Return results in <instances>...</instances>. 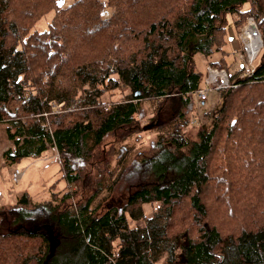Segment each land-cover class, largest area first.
Segmentation results:
<instances>
[{"label": "trees", "instance_id": "obj_1", "mask_svg": "<svg viewBox=\"0 0 264 264\" xmlns=\"http://www.w3.org/2000/svg\"><path fill=\"white\" fill-rule=\"evenodd\" d=\"M58 1L0 0V124L12 143L4 161L54 148L73 187L0 207V264H176L178 254L184 264H264V0ZM49 13L47 30L31 33ZM228 16L237 36L249 19L260 36L244 79L224 50ZM207 67L225 70L230 87L191 138ZM113 92L128 95L106 107ZM146 101L155 117L141 125ZM158 127L169 131L127 171L153 177L102 211L105 184L113 193L123 182L111 177V144Z\"/></svg>", "mask_w": 264, "mask_h": 264}, {"label": "rangeland", "instance_id": "obj_2", "mask_svg": "<svg viewBox=\"0 0 264 264\" xmlns=\"http://www.w3.org/2000/svg\"><path fill=\"white\" fill-rule=\"evenodd\" d=\"M73 0H59L57 2V6L60 8L66 7ZM53 14L49 13L41 19H38L36 23L33 25V28L30 32H43L47 30L48 24L52 18ZM235 17L228 16L225 39L226 46L224 48L230 56H228L227 61L229 63L232 62L231 73L233 74L235 71L239 70L240 66L244 65L245 56L243 50L240 49V33L237 34L234 31L233 23ZM253 22L251 19H249ZM254 23V22H253ZM246 26L244 27L243 34L245 33ZM239 50V51H238ZM242 56V57H241ZM194 63L196 69L203 73L206 67L207 59H205L202 55L197 54L194 57ZM207 79V78H206ZM205 79V81H206ZM204 81V83H205ZM128 95L127 92H116L112 94V96L107 95L106 101L108 102L106 107L112 102H120L123 98ZM198 98L196 96V108L189 115V125L187 127V134L193 138L196 130L198 128L208 129L210 127L212 112L215 111L220 104V93L215 92L213 90H209L207 100L199 105ZM155 106L150 102L142 103L141 109L144 114L142 119L139 121L141 125L147 123L149 119L155 117L153 113L155 112ZM159 121V120H158ZM162 120H160V124ZM143 123V124H142ZM157 124V123H156ZM6 124H0V207L5 205H12L17 202V200L22 196L23 193L27 192L34 203H41L44 201H48L51 198L52 193H58L59 195L63 194L65 191L69 189H73V187H68L67 184L63 180V172L61 170V164L59 161V156L54 148H49L46 152L42 154V156L37 159H23L20 163L16 165H7L3 158V152L12 147V143L7 139L5 134ZM169 131V128H151L144 132H137L132 135L125 137V140L122 143L111 144L116 148V155H110V166L112 167V175L113 179L117 177H121L123 182L119 185V188L115 190V192H110L109 190V182L105 184L102 191L99 193L98 198L96 199V204L100 203L102 206V211L107 207L117 206L121 207L122 203L129 190L133 187H140L144 184H148V179L153 177L151 173H146L144 169L140 168L137 171L131 170L130 166L133 161H138L141 158H144L148 155L149 150L153 146V143L158 139L160 135H166ZM110 140L105 139L102 146H104L106 150L110 148ZM105 144V145H104ZM128 148V152L125 154L122 160L119 159L117 153L119 152V148L121 146ZM99 148V149H100ZM120 160V161H119ZM96 162V161H95ZM19 168L22 171V177L18 181L17 184H14L11 180V174L14 168ZM158 205H154V207H145V214L148 217H151L153 212L158 210ZM132 225H138L140 227L143 226V222L141 220H137ZM176 264H184V260L182 255H177Z\"/></svg>", "mask_w": 264, "mask_h": 264}, {"label": "built area", "instance_id": "obj_3", "mask_svg": "<svg viewBox=\"0 0 264 264\" xmlns=\"http://www.w3.org/2000/svg\"><path fill=\"white\" fill-rule=\"evenodd\" d=\"M249 22L250 20L247 21L246 25ZM244 28L245 27L242 28V33L240 35L241 43L243 46V53L245 56L243 70L239 76L242 79H244L245 77H249L253 73V61L261 48L260 36L258 35V40L256 38H249L245 34H243ZM254 28L256 30L255 24ZM207 72L208 75L204 86L197 91V98L198 101L201 103H204L207 100L210 89H214L217 92H221L224 89L230 87L229 78L225 70H218L215 68L207 67ZM22 174V171H20L18 167L14 168L11 174L12 182L14 184H17L18 181L21 179Z\"/></svg>", "mask_w": 264, "mask_h": 264}, {"label": "bare ground", "instance_id": "obj_4", "mask_svg": "<svg viewBox=\"0 0 264 264\" xmlns=\"http://www.w3.org/2000/svg\"><path fill=\"white\" fill-rule=\"evenodd\" d=\"M247 37L249 38H256L258 40V32L255 30L254 28V23L253 22H249L246 26V30L244 33Z\"/></svg>", "mask_w": 264, "mask_h": 264}]
</instances>
